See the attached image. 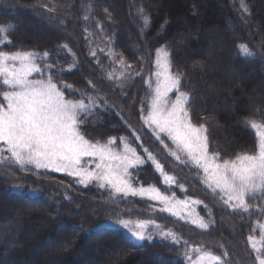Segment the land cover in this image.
I'll return each mask as SVG.
<instances>
[{
    "label": "trees",
    "instance_id": "1",
    "mask_svg": "<svg viewBox=\"0 0 264 264\" xmlns=\"http://www.w3.org/2000/svg\"><path fill=\"white\" fill-rule=\"evenodd\" d=\"M243 4L247 11L241 0H0V27L8 29L0 34V50L47 51L52 73L63 70L53 76L58 86L71 85L77 95L97 101L80 125L87 139L115 138L117 149L126 140L142 156L143 143L177 185H163L151 162L133 170L135 183L199 199L211 210L208 228L201 229L160 212L152 201L125 200L62 173L22 170L8 159L0 163V264H187V246H202L225 264H255L248 238L264 235V198L249 197L247 213L228 208L203 183L202 172L168 156L141 119L155 51L167 46L192 97V122L207 128L209 152L231 159L256 150L258 138L245 120L264 123V0ZM241 44L254 56L245 57ZM120 219L173 228L179 243L151 227L152 239L139 242L125 229L105 225Z\"/></svg>",
    "mask_w": 264,
    "mask_h": 264
},
{
    "label": "snow or ice",
    "instance_id": "2",
    "mask_svg": "<svg viewBox=\"0 0 264 264\" xmlns=\"http://www.w3.org/2000/svg\"><path fill=\"white\" fill-rule=\"evenodd\" d=\"M241 6L247 11L243 0ZM143 22L147 25L149 18L144 16ZM7 31V28L0 27V34ZM3 39L10 43L7 35ZM63 47L67 49V44ZM239 49L247 58L254 56L246 44L239 45ZM110 55L115 56V53ZM48 56L47 51L41 54L0 50V88L6 89L0 92V163L11 159L22 170L31 166L36 170L66 174L78 178V182L85 186L95 181L100 188L107 187L125 200L132 197L158 202L162 205L160 212L184 219L181 212L189 209L190 204H200L201 201L180 200L174 193L164 194L155 185L145 187L142 183H135L137 177L130 170L151 162L163 185L167 188L177 185L175 177L165 171L164 165L144 148L143 143L140 144L145 153L142 156L126 140L123 150L117 151L115 138L104 143L87 139L80 125L99 105L89 94L77 95L71 85L61 82L58 86L53 76H59L63 70L58 69L53 74L54 61L48 60ZM118 63L122 69L125 67L122 57ZM152 63L154 67L146 80L150 93L147 111L141 107L143 124L168 156L181 163L190 162L199 169L204 177L203 183L213 193H219L224 205L233 211L247 213L252 207L248 203L249 197L259 194L264 198V123L245 120L258 138L254 152L221 159L220 153L209 152L205 125L192 122V97L182 88L183 74L173 70L172 54L167 46L156 49ZM127 67L131 68V65ZM135 75L141 73L137 71ZM108 78L112 79V75L109 74ZM64 89L72 98H66ZM131 135L140 141L135 132ZM178 186L183 190V185ZM188 215H192L191 211ZM154 223L152 220L120 219L117 226H122L135 240L144 242L152 239L148 227ZM192 223L201 229L208 228L203 218L194 219ZM155 227L161 228L158 224ZM260 228L264 229V225ZM159 234L179 243L180 238L171 231L161 229ZM248 240L255 253V264H264V235L259 241L253 236ZM193 251L199 253L195 260L190 255ZM184 255L189 264H225L220 256L201 253L200 249H188Z\"/></svg>",
    "mask_w": 264,
    "mask_h": 264
},
{
    "label": "rangeland",
    "instance_id": "3",
    "mask_svg": "<svg viewBox=\"0 0 264 264\" xmlns=\"http://www.w3.org/2000/svg\"><path fill=\"white\" fill-rule=\"evenodd\" d=\"M172 95H173V94H172ZM85 137H86V136H85ZM86 138H87V137H86ZM122 150H123V148H121V149H117V151H122ZM93 168H94V165H93ZM130 171L133 172V170H130ZM83 185H84V184H83ZM87 185H97V186H98V184H97L95 181H93V182H91V183H89V184H87ZM144 186L147 187V186H149V185H144ZM102 189H105V190H109V191H110V189H108L107 187L102 188ZM110 192H111V191H110ZM111 193H112V192H111ZM112 194H113L114 196H117V195H115L114 193H112ZM164 194H165V193H164ZM166 195H168V194H166ZM185 199H188V200H190V201L199 200V199H195V198H185ZM180 200H184V199H180ZM199 201H201V200H199ZM152 202H154V201H152ZM154 203L158 204L159 208L162 207V205H160L158 202H154ZM189 211H191V213H192L191 216L188 215V212H189ZM203 212H204V213H203ZM167 214H168L169 216L173 217V218H174L175 220H177V221H178V219H179V220L185 221V222H187V223H191V224H193V225H196V224L192 223V221H193L194 219H197V218H203L204 221H205L207 224H209L208 221H209V218H210V215H209V214H211V210L209 209L208 205H206V203H204L203 201H201L200 204H190L189 209L184 210V211L181 212V215H183V216L185 217L184 219H180L179 217H174V216H172V215L169 214V213H167ZM156 224L160 225L161 228H156V227H155ZM105 225H106V226H109V227H120V228H123L122 226H117V222H114V221H109V222H107ZM150 227H151V228H154V232H155V234H157V235H159L161 229H163L164 231H171V232L174 231L173 228H170V227H169V229H165V226L162 225V224H160V223H158V222H155L154 224H150L149 227H148V232H149ZM263 230H264V229H263ZM126 231H127V230H126ZM127 232H128V231H127ZM128 233H129V232H128ZM173 233H174V232H173ZM129 234H130V233H129ZM130 236H131V235H130ZM259 240H260V239H259ZM259 240L257 239V241H259ZM188 249H200L201 253H203V252H209V251H207V250H206L204 247H202V246H187V248H185V251H187ZM190 255H192L193 260H195V259L198 257L199 253L193 251V252H190ZM213 255H214V254H213ZM185 259H186L187 264H189V261L187 260L186 257H185Z\"/></svg>",
    "mask_w": 264,
    "mask_h": 264
}]
</instances>
